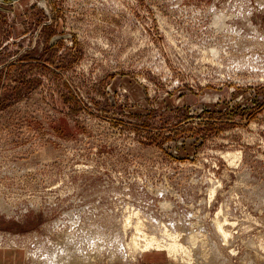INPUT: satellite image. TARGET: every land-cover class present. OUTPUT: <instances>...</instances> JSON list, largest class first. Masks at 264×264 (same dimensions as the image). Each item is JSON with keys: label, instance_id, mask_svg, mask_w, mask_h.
Masks as SVG:
<instances>
[{"label": "rangeland", "instance_id": "rangeland-1", "mask_svg": "<svg viewBox=\"0 0 264 264\" xmlns=\"http://www.w3.org/2000/svg\"><path fill=\"white\" fill-rule=\"evenodd\" d=\"M0 264H264V0H1Z\"/></svg>", "mask_w": 264, "mask_h": 264}, {"label": "bare ground", "instance_id": "bare-ground-1", "mask_svg": "<svg viewBox=\"0 0 264 264\" xmlns=\"http://www.w3.org/2000/svg\"><path fill=\"white\" fill-rule=\"evenodd\" d=\"M0 1H1V0H0ZM2 1H4V0H2ZM2 3H3V2H2ZM219 227H220V225H219ZM150 239L152 240V237H150ZM147 240H149V238H148ZM154 240H155V239H154ZM152 241H153V240H152ZM156 243H157V242H156ZM158 245H159V244H158ZM144 246H145V248H144L145 250H146V249H151L152 247H155V245H154L153 242H151V241L148 242V243H146Z\"/></svg>", "mask_w": 264, "mask_h": 264}]
</instances>
